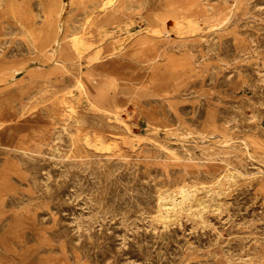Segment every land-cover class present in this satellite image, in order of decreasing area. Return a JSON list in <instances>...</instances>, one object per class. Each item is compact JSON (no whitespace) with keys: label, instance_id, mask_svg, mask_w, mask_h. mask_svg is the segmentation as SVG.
<instances>
[{"label":"rangeland","instance_id":"rangeland-1","mask_svg":"<svg viewBox=\"0 0 264 264\" xmlns=\"http://www.w3.org/2000/svg\"><path fill=\"white\" fill-rule=\"evenodd\" d=\"M0 264H264V0H0Z\"/></svg>","mask_w":264,"mask_h":264},{"label":"bare ground","instance_id":"bare-ground-1","mask_svg":"<svg viewBox=\"0 0 264 264\" xmlns=\"http://www.w3.org/2000/svg\"><path fill=\"white\" fill-rule=\"evenodd\" d=\"M190 25L193 26V22H191L187 18L181 16L179 19H176V20H173V21L171 20L170 28L169 27L168 28L170 29V31L174 32L175 34H178L179 33V31H178L179 29L189 28ZM73 87H75L76 89L81 91L80 94H82L83 100H84V98L86 99L87 95H88L87 94V90H86L85 85H84V81H83L82 76L76 77L75 80H74V84L72 86H67L66 87V92L69 95V100H67V102H66V107H67L68 110H70L73 107L74 103H75V95L72 92ZM138 91L139 90H137L136 92H138ZM78 104H79V101H78ZM126 127H127V129L129 131H131V128H130L129 125H126ZM118 141H119V138H113L112 143H113V147L114 148L116 147Z\"/></svg>","mask_w":264,"mask_h":264}]
</instances>
